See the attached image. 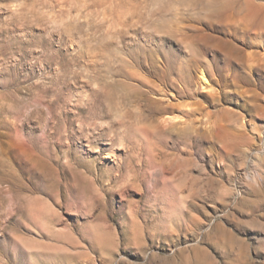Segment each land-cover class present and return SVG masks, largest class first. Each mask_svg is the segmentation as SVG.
Wrapping results in <instances>:
<instances>
[{"label":"rangeland","instance_id":"1","mask_svg":"<svg viewBox=\"0 0 264 264\" xmlns=\"http://www.w3.org/2000/svg\"><path fill=\"white\" fill-rule=\"evenodd\" d=\"M0 264H264V0H0Z\"/></svg>","mask_w":264,"mask_h":264},{"label":"bare ground","instance_id":"2","mask_svg":"<svg viewBox=\"0 0 264 264\" xmlns=\"http://www.w3.org/2000/svg\"><path fill=\"white\" fill-rule=\"evenodd\" d=\"M259 24H261V19H260L259 17H256V18L254 19V21H251L250 26H252V27H257V26H259ZM242 52H243L242 50H237V53H238L237 56H238V55L240 56V54H241ZM231 55L234 56L235 54L231 53Z\"/></svg>","mask_w":264,"mask_h":264}]
</instances>
